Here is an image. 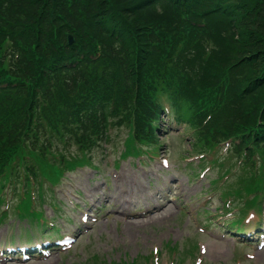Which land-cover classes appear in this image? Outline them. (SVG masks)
<instances>
[{"label":"trees","instance_id":"16d2710c","mask_svg":"<svg viewBox=\"0 0 264 264\" xmlns=\"http://www.w3.org/2000/svg\"><path fill=\"white\" fill-rule=\"evenodd\" d=\"M163 100L194 150L229 140L260 176L264 0H0V179L28 158L56 176L58 142L90 150L111 125L153 144Z\"/></svg>","mask_w":264,"mask_h":264},{"label":"rangeland","instance_id":"374dc122","mask_svg":"<svg viewBox=\"0 0 264 264\" xmlns=\"http://www.w3.org/2000/svg\"><path fill=\"white\" fill-rule=\"evenodd\" d=\"M162 119L154 146L157 153L152 156L137 155V146L126 142L128 128L113 126L106 142L91 152L97 171L65 170L55 190L62 208L53 191H44L50 186L20 190V204L16 197L8 198L11 206L3 201L8 190L0 187V264H130L133 260L136 264H196L199 259L201 264H264L263 234L250 237L251 242L259 241L252 245L243 241L246 235L231 238L229 232L238 233L227 224L245 214L244 220H252L251 214L256 220L264 217V204L259 208L247 202L243 209L235 207L226 216H218L224 190L232 189L227 180L217 178V171L229 162L244 171L248 166H237L238 159L224 146L206 152L208 158L199 161L202 150L191 151L190 126L179 121L170 125ZM59 150H64L61 145ZM76 151L69 148L66 158L77 155ZM254 161L260 166L263 162L260 156ZM253 190L254 186H245L247 193ZM9 192L13 194L12 188ZM40 211L52 225L36 222L42 220ZM28 234L32 239H26ZM66 236L74 239L70 248L51 245L44 252H31L28 262L8 254L3 257L12 246Z\"/></svg>","mask_w":264,"mask_h":264},{"label":"water","instance_id":"95a60500","mask_svg":"<svg viewBox=\"0 0 264 264\" xmlns=\"http://www.w3.org/2000/svg\"><path fill=\"white\" fill-rule=\"evenodd\" d=\"M68 38H69V43L71 44L73 42V39L71 36H69Z\"/></svg>","mask_w":264,"mask_h":264}]
</instances>
